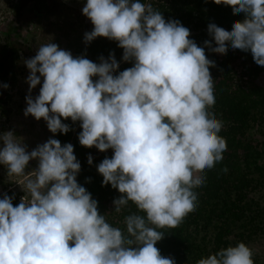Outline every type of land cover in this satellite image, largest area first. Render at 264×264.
Returning <instances> with one entry per match:
<instances>
[{
	"label": "clouds",
	"instance_id": "1",
	"mask_svg": "<svg viewBox=\"0 0 264 264\" xmlns=\"http://www.w3.org/2000/svg\"><path fill=\"white\" fill-rule=\"evenodd\" d=\"M213 2L244 19L230 31L210 23L212 39L199 47L188 28L166 21L151 3L86 0L82 14L93 29L84 33V43L114 40L122 61L133 65L116 75L113 53L95 63L52 42L24 61L29 93L43 78L38 96L25 97L24 115L42 118L53 134L70 130L61 118L80 121L81 146L113 150L97 172L102 185L121 194L112 202L114 211L121 213L129 202L138 211L124 216L123 230L112 226L76 180L81 165L71 143L49 138L29 152L12 131L5 132L0 165L8 176L23 178L17 184L26 195L16 206L14 197L0 199V264H176L155 246L164 237L158 229L179 226L196 209L194 189L205 181L200 173L227 150L219 135L223 123L210 111L215 95L209 69L215 62L205 48L221 55L229 47L250 51L264 66V0ZM30 160L38 161L37 168L25 173ZM252 256L238 242L196 264H254Z\"/></svg>",
	"mask_w": 264,
	"mask_h": 264
},
{
	"label": "trees",
	"instance_id": "2",
	"mask_svg": "<svg viewBox=\"0 0 264 264\" xmlns=\"http://www.w3.org/2000/svg\"><path fill=\"white\" fill-rule=\"evenodd\" d=\"M16 1L15 8L18 9L21 0ZM35 1L37 4L41 0ZM140 2L147 3V0ZM148 3L160 11L166 21L178 20L188 28L189 39L199 47H204L205 40L212 39L207 32L210 23L230 31L234 21L244 19L243 13L233 14L230 6L217 5L213 0H150ZM35 4L34 12L41 8ZM0 32L4 33L6 40L5 52L0 55L1 97L4 85L11 80L6 78L9 74L3 69L4 62L6 59L16 61L20 56L19 49L14 48L11 41L19 39L16 43L21 47L25 40L19 38L9 24L1 26ZM212 46H216L214 42ZM230 48L223 55L205 48L207 58L215 62V67L209 69L214 79L215 95V104L210 111L223 123L219 135L226 140L227 150L213 168L200 173L205 181L194 189L197 193L196 209L179 226L158 229L164 232V237L155 246L162 256L174 258L176 264H196L199 259L222 248L235 246L238 242L247 246L264 236V164H258L264 160V85L257 82L264 75V66L253 61L250 51H230ZM81 52L93 60L101 56L107 59L110 53L115 59L123 55V49L116 41L99 37L83 45ZM132 66L131 62L123 61L114 75ZM61 120L69 125L70 130L64 134L57 132L54 139L62 146L65 143L73 145L74 155L81 165L76 177L78 184L98 202V211L105 215L106 221L123 230L124 216L138 210L129 202L121 213H116L112 202L121 194L111 185H102L103 177L97 172V165L105 157L111 158L113 150L101 152L95 147L81 146L78 140L81 122H73L70 118ZM89 155L93 158L91 165L87 162ZM4 194L14 197L13 206L18 205L23 197L20 192L3 189L0 199ZM252 259L256 264L257 260L253 256Z\"/></svg>",
	"mask_w": 264,
	"mask_h": 264
},
{
	"label": "rangeland",
	"instance_id": "3",
	"mask_svg": "<svg viewBox=\"0 0 264 264\" xmlns=\"http://www.w3.org/2000/svg\"><path fill=\"white\" fill-rule=\"evenodd\" d=\"M34 1L21 0L20 8L16 9L17 34H19V38L24 37L25 44L19 47L16 43L19 39L11 41L14 48L19 49L20 56L16 61L6 59L4 62L3 69L9 74L6 78L10 77L11 80L0 97V134L12 131L27 146L29 152L37 145L45 143L49 138L54 139L55 134L48 130L47 124L42 118L36 120L31 115H24V109L27 107L25 97L31 95L35 99L43 83V78H41V84H38L29 93V85L26 82L29 70L24 61L34 57L41 45L52 42L60 49L69 51L73 57L83 55L84 58L99 63L98 58L93 60L81 52L82 46L86 45L84 33L93 29L91 21L82 14L86 0H45L47 7L44 11H42L43 8L41 9V16L38 18H33L30 12L28 13L32 10ZM9 2L10 0H0V27L6 25L8 14L10 17L13 11H11ZM148 2L150 0H147ZM99 38L108 41V38ZM5 43L4 33L0 32V55L5 52ZM116 60L119 64L123 62L122 56ZM95 79L97 78L93 77L94 81ZM257 82L264 85V75H261ZM252 132L251 130V134ZM0 147H2V142H0ZM258 164H264V160H260ZM37 165V160H30L25 168V173L35 170ZM22 179L8 176L6 167L0 165V193L3 189H11L13 192H20L22 196H25V192L17 184ZM247 246L252 250L253 257L257 260L256 264H264V236L254 239Z\"/></svg>",
	"mask_w": 264,
	"mask_h": 264
},
{
	"label": "flooded vegetation",
	"instance_id": "4",
	"mask_svg": "<svg viewBox=\"0 0 264 264\" xmlns=\"http://www.w3.org/2000/svg\"><path fill=\"white\" fill-rule=\"evenodd\" d=\"M36 2V1H35ZM35 2H34V4H35ZM15 3H17V1L16 0H10V2H9V6H11V11H12V13H11V15H10V17H9V14H8V16H7V22H6V25H8L9 24V27L10 28H15V33L17 34V21H15V15H16V9L17 8H15ZM36 6H41V8L40 9H38V10H36L35 12L34 11H32V10H30V11H28V13L30 12V14H31V16L33 17V18H38V17H40L41 16V9L43 8V10L42 11H44L45 9H46V7H47V4H46V1L45 0H41L39 3H37V4H35ZM32 9H33V6H32ZM20 10V9H19ZM24 31V30H23ZM26 32V31H25ZM19 35V34H18ZM27 35V34H26ZM25 35V36H26ZM15 36V34L13 35V37ZM24 37H22V39H23ZM14 39H16L15 37H14Z\"/></svg>",
	"mask_w": 264,
	"mask_h": 264
},
{
	"label": "built area",
	"instance_id": "5",
	"mask_svg": "<svg viewBox=\"0 0 264 264\" xmlns=\"http://www.w3.org/2000/svg\"><path fill=\"white\" fill-rule=\"evenodd\" d=\"M230 51H234V49L230 48ZM21 200V199H20Z\"/></svg>",
	"mask_w": 264,
	"mask_h": 264
}]
</instances>
